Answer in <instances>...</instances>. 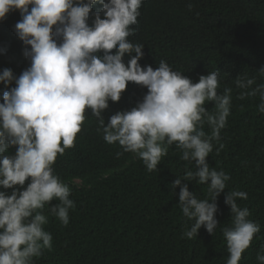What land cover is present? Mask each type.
Wrapping results in <instances>:
<instances>
[{
  "label": "clouds",
  "instance_id": "9594fccd",
  "mask_svg": "<svg viewBox=\"0 0 264 264\" xmlns=\"http://www.w3.org/2000/svg\"><path fill=\"white\" fill-rule=\"evenodd\" d=\"M142 3L0 0V21L9 12L20 11L22 19L15 32L30 59V67L18 77L9 68L0 72V83L10 89L0 102V189H4L0 190V264H34V258L52 248L53 237L44 228L46 204L52 216L65 226L69 223V210L75 207L70 199L72 189L53 166L58 155L74 146L89 109L103 139L133 153L148 172L157 170L173 144L180 159L194 165L195 171L186 166L184 175L171 183L174 192L180 188L183 217L193 221L190 228L185 226L181 238L198 236L202 226L214 236L221 225L216 219L217 199L230 176L210 167L207 158L214 141L219 145L217 155L224 148L221 130L230 115L232 88L218 94L219 71L201 75L194 83L163 59L155 69L142 67L139 61L145 45L129 38L135 35L132 26L138 23ZM192 7L189 3V10ZM126 54L131 57L127 63ZM258 71L264 76V68ZM129 82L147 88V93L135 107L115 113L105 124L103 113L109 101L119 102ZM234 83L242 90L237 99L258 96V110L264 113V83L257 84L254 77L245 75ZM213 102L210 110L205 107ZM205 124L210 134L204 131ZM12 148L15 154H9ZM184 181L206 184L208 197L198 198ZM247 198L245 191L236 189L225 195L231 212L230 225L220 229L229 254L226 264H240L261 230L259 223L249 219L250 210L237 203ZM53 200L58 203L51 204ZM256 260L264 264V251L257 253Z\"/></svg>",
  "mask_w": 264,
  "mask_h": 264
},
{
  "label": "trees",
  "instance_id": "16d2710c",
  "mask_svg": "<svg viewBox=\"0 0 264 264\" xmlns=\"http://www.w3.org/2000/svg\"><path fill=\"white\" fill-rule=\"evenodd\" d=\"M139 11L138 23L132 26L135 35L129 38L145 45L139 61L142 67L155 69L163 59L194 83L201 75L219 71L218 94L232 88L230 115L221 130L224 148L217 155L219 145L214 141L207 158L210 167L230 176L217 199L216 219L221 225L214 236L202 226L198 236L181 238L193 221L183 217L180 188L174 192L171 183L184 175L186 166L195 171L194 165L182 161L173 144L157 170L148 172L133 153L103 139L89 109L74 146L58 155L53 166L55 174L71 187L75 207L69 210L65 226L45 205L42 211L48 222L44 228L53 237L52 248L34 258V264H226L229 254L220 229L230 225V206L224 201L233 189L247 193L248 198L237 203L250 210L249 219L261 228L240 264H258L257 253L264 251V113L258 110V96L237 99L242 90L234 80L245 75L264 83L258 71L264 68V0H143ZM21 19L20 11L14 10L0 21V72L9 68L17 77L30 67L26 46L15 32ZM130 58L126 54L125 63ZM7 90L0 83V102ZM147 91L129 82L119 102L109 101L103 113L105 124L115 113L135 107ZM205 107L210 110L214 102ZM204 131L211 132L207 124ZM15 151L12 148L9 154ZM117 152L123 154L117 157ZM184 183L198 198L208 197L206 184Z\"/></svg>",
  "mask_w": 264,
  "mask_h": 264
}]
</instances>
